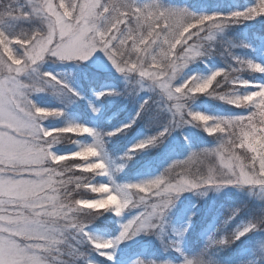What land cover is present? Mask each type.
I'll list each match as a JSON object with an SVG mask.
<instances>
[{"label":"snow or ice","instance_id":"snow-or-ice-1","mask_svg":"<svg viewBox=\"0 0 264 264\" xmlns=\"http://www.w3.org/2000/svg\"><path fill=\"white\" fill-rule=\"evenodd\" d=\"M257 16H264V0L228 15H195L186 8L162 7L159 0H0V264H75L81 255L78 242L85 238L99 251L162 227L176 194L225 185L264 189V83L238 79L242 71L264 73V66L236 60L235 67L207 78L192 75L175 83L188 65L213 54L216 34L225 25ZM21 21L39 26L25 29ZM97 50L117 72L134 74L157 92L171 115L170 126L195 123L216 137V145L174 161L149 180L91 183L94 175H108L106 165L93 160L96 147L66 154L52 148L62 135L92 130L79 125L43 128V118L60 113L37 107L30 97L46 84L60 83L51 73L37 72L46 57L86 61ZM241 88L255 90L241 93ZM204 94L247 111L229 117L190 111L187 101ZM156 140L150 137L134 148ZM109 198L115 203H105ZM84 201L97 205L84 206ZM126 209L137 212L121 225L115 240H91L87 218L103 211L119 217ZM256 227L249 223L228 237L210 239L208 247L229 244ZM182 264L205 261L185 258Z\"/></svg>","mask_w":264,"mask_h":264},{"label":"trees","instance_id":"trees-1","mask_svg":"<svg viewBox=\"0 0 264 264\" xmlns=\"http://www.w3.org/2000/svg\"><path fill=\"white\" fill-rule=\"evenodd\" d=\"M159 3L165 8H186L195 15H210L214 13L228 15L233 11H242L246 9L254 3V0H159ZM35 23L37 22L21 21L19 26L25 29H32ZM263 37L264 16H257L250 20L225 25L217 34L214 44L215 51L213 54L196 60L194 64L189 67V70L192 71L189 76L202 75L210 66L215 67L217 70H227L230 66L235 67L236 60L245 62L251 61L258 64L255 50L260 43V39ZM83 76L82 91L84 94H89L91 87L99 88L103 83L112 80L109 75L104 73L95 74L85 71L82 77ZM217 79H220V77ZM238 79L259 84L264 83V74L242 71L238 73ZM120 90L121 87L115 90L113 94L118 93ZM239 91L243 93L251 90H249V88H241ZM68 93L70 96H65V94L62 95L66 108L64 112H62L61 122L72 120L79 126H85V122L91 123L90 115L83 106V101L80 97L81 93L73 94L70 91ZM113 94H106L104 96L105 109L97 121V130L101 133L104 150L109 154L111 160H125L124 168L114 172V177L118 182L127 184L134 183L142 179L143 176L147 174L149 168L153 169L150 172L151 176L159 175L174 161L184 160L190 153L200 151L204 148H212L217 143L215 136L208 135L204 132L202 127L197 126L195 123H191L192 125H187L186 123L179 126V128L170 126L169 121L171 120V115L164 108V101L160 100L156 93L149 94V92H147L148 96L142 100L143 102L135 96H130L129 98L122 97L123 101L110 107L108 100L113 97ZM67 97L70 98V103L66 102ZM145 101H147V103H144ZM125 106L127 112H124L125 110H119ZM187 106L190 111H192L194 106H199L205 114L214 117L242 115L247 111L246 109L236 108L208 94L197 95L189 99L187 101ZM112 113H115V116L119 118H123L125 113L131 114L135 116V121L131 127L115 131L113 127L117 120L113 118L109 122L105 120L106 117ZM56 122L61 125L59 121ZM63 125L64 124L61 126ZM163 128L177 129V142H172V145L164 147L165 145L163 143L160 144V139H158V145L155 146L154 149L148 146L144 150H135L130 156L125 155L132 140L131 138L137 132L143 131L151 136L157 135ZM165 137L167 136L163 135L164 139H166ZM91 141L92 139L85 134H66L62 135L59 138V142L55 145L60 148H71L75 146L84 147L89 146ZM90 182L93 184L103 183V178L101 175H94L91 177ZM92 195L91 193H84L86 198ZM230 197L235 201L231 202L229 200L226 201L224 207L216 205L214 208V211L216 209L217 213L220 211L222 212L219 217V226L217 227L216 235L219 236V238L221 236L228 237L229 234H231V230L233 232V223L241 219L251 221L256 224L257 227L254 228L250 234L243 236L239 240H233L229 244L213 245L211 247H208L203 238L200 237L199 230L201 228H194L188 236V242L185 248L179 252L181 256L186 258H200L205 261V264H246L241 258V251L247 246L256 249V256L258 255L257 247L264 242V223H259L260 217L264 215V212H262V209H264V200H249L248 197L243 195H230ZM233 209H236V211H233ZM212 212L213 211L207 212L204 215L209 218V216L214 214ZM230 214H233V222L224 223L222 217H229ZM99 215H101V217H99ZM99 215H96L95 218H87L85 220L86 224L91 225H86V228L89 231L98 229L100 231H106L109 236L114 235L115 226L113 220L108 217L105 212ZM138 243H135L133 246H127V248H122L118 256L120 261L136 254L143 264H161L164 255L161 257L159 254L160 252L166 253L165 256L168 254L172 255V258L173 255L178 254L171 248H164L163 250L166 252L158 248H150L147 252H143L142 243L144 242L141 244ZM205 249H207V251H205ZM78 251L81 255L76 258V264H84V260L88 258L91 260L94 259L93 261H96V263L104 264L103 262H99L100 258L97 260L95 249L88 243L86 238L81 240ZM253 264H264V255L260 254L257 262Z\"/></svg>","mask_w":264,"mask_h":264},{"label":"rangeland","instance_id":"rangeland-1","mask_svg":"<svg viewBox=\"0 0 264 264\" xmlns=\"http://www.w3.org/2000/svg\"><path fill=\"white\" fill-rule=\"evenodd\" d=\"M144 1H139L138 3H143ZM36 22V21H35ZM38 22L35 23L33 28L38 27ZM218 34V33H217ZM216 34V37H217ZM256 51V60L258 64L264 66V37L260 39V43L257 47ZM194 63L188 65L183 73L177 77L175 83L182 82L183 79L187 78L192 72L189 70ZM217 69L213 66L207 68V71L202 75H199L201 79L207 78L213 71ZM85 71L89 73H104L109 75L112 80L103 83L99 88L91 87L89 90V94H84L82 91V80H84ZM37 72L39 74L43 73H51L52 76L56 78L57 81L60 83L57 84L53 81L50 84H46L43 86V90L40 92H33L31 94L30 99L37 107H42L50 111H58L60 115L58 116H49L43 118L40 123L41 126L45 129H60L67 126H75L77 124L74 123L72 120H68L65 122H61L62 119V112L65 110V103L63 102L62 95L65 96L69 95V90L73 94H80V97L83 101V106L86 109V112L90 115L91 123H84V127H87L92 130L91 134H85L86 136L92 139L89 146H94L98 150V157L93 158L94 161L99 160L102 161L106 165V170L108 175H101L103 178V183L107 184H116L122 185L127 183H121L116 180L114 177V172L118 170H122L125 165V160L118 159V160H111L109 154L106 153L103 147V139L101 133L97 130V121L101 117L105 109L104 103V96L106 94L110 95L117 89L121 90L118 93L113 94V97L108 100L110 107L113 105L120 103L122 97H130L135 96L137 99H140L141 102L144 100L148 94L156 93L157 92L151 89L146 83L141 84L139 82V78L134 74H129L125 76L119 72H117L114 66L111 64V61L104 55L103 52L97 50L91 57H89L86 61H60L54 57H46L43 61H41L37 66ZM264 74V73H262ZM87 80V77H86ZM67 85V87H64ZM249 90H255L249 88ZM66 92V93H65ZM103 93V95H101ZM70 96V95H69ZM160 100L161 97L157 94ZM48 98V99H46ZM46 99V100H43ZM127 99V98H126ZM48 100V101H47ZM62 100V101H61ZM67 103H70V98L67 97ZM61 103V104H59ZM65 104V105H64ZM63 105V106H62ZM126 108L123 107L119 109L120 111H124ZM192 111H199L204 113L199 106H194ZM124 112H127L126 110ZM123 112V113H124ZM205 114V113H204ZM117 120L115 126L113 127L115 131L123 130L124 128L131 127L135 121V116L125 113L123 118H119L115 116V113L110 114L106 117V121L109 122L111 119ZM59 123L64 124L63 126L59 125ZM187 125H192L191 123H187ZM127 126V127H126ZM179 128V127H178ZM177 129H161L157 135H147L143 131L137 132L131 139V142L128 146L126 151V156L132 155L135 150H144L146 147L151 146L153 149L157 146V141L160 139V144L163 143L165 146L168 147L172 145V142H177ZM160 132H164L166 139L163 136H159ZM157 137L156 142L151 145L146 146L143 149H135L134 146L142 141L147 140L150 137ZM80 148L79 146L67 148V147H58L54 145L52 151L56 154H66L71 153ZM151 148V149H152ZM83 159H87V156L81 157ZM152 168L147 170V174L143 176L142 179L136 181H145L152 178H155L158 175H150ZM160 175V174H159ZM134 182V183H136ZM230 195H243L249 198V200H264V189H260L258 187H250V186H243V187H236L233 185H225L223 187H206L191 191H185L179 194L174 195L173 203L169 206L166 210V214L162 220V227L158 226L156 229H151L147 231H141L135 236L131 238H125L124 240L120 241L117 244H114L112 248L109 249H102V250H95L97 254V260L100 258L99 262H103L104 264H143L142 261L138 259V255L133 254L129 258H125L124 260L120 261L118 258L119 254L121 253L122 248H127V246L135 245V243H142V251L147 252L150 248H158L159 250L166 252L163 250L164 248H171L177 255H166V253L160 252V256L164 255L161 264H182V261L186 258L179 254L182 251L188 240L189 234L192 232L194 228L200 229L199 234L200 237L203 238L205 244L208 246L210 239H218L219 236L216 235L217 227L219 226V217L221 216V211L217 213V210L214 208L216 205L219 207H224L226 201H235L231 199ZM105 203H110L106 201ZM84 206H96L97 202L94 201H84ZM213 211L210 214L211 216L206 217L204 214L207 212ZM236 211V209H233ZM105 214L110 217L115 226V234L114 235H107L106 231H100L98 229H94L89 231L85 228V231L88 233V236L93 241H108V240H115L116 237L119 235L121 231V225L125 223L128 219L132 218L137 212L136 209L128 210L126 209L121 216H115L111 211H103ZM199 215V216H197ZM98 217V216H97ZM101 217V215H99ZM222 221L224 223L233 222V214H230L229 217H222ZM252 223L251 221H247L241 219L236 223H233V232L231 230V234L236 233L238 231H242L245 227ZM86 224V222H85ZM91 225V224H86ZM87 227V226H86ZM253 230V229H252ZM252 230L246 232L243 236H246L252 232ZM264 233V232H263ZM243 236H240L241 239ZM235 239V240H239ZM89 242V240L86 238ZM80 242H78V247L80 246ZM138 243V244H139ZM264 243V242H263ZM260 244L257 247L258 255L256 256V249L252 247H244L241 251V258L246 262V264H253L256 263L260 254L264 255V244ZM93 247L92 243H90ZM94 248V247H93ZM104 253L103 255L101 254ZM111 255L112 259H107V256ZM123 258V257H122ZM189 258V257H188ZM96 259V258H95ZM102 259V260H101ZM94 260V259H93ZM91 259L84 260V264H99L96 261ZM77 259H75L76 264ZM155 264V263H152Z\"/></svg>","mask_w":264,"mask_h":264},{"label":"clouds","instance_id":"clouds-1","mask_svg":"<svg viewBox=\"0 0 264 264\" xmlns=\"http://www.w3.org/2000/svg\"><path fill=\"white\" fill-rule=\"evenodd\" d=\"M85 155H87V154H85ZM109 202L114 204L115 203L114 198H109Z\"/></svg>","mask_w":264,"mask_h":264}]
</instances>
